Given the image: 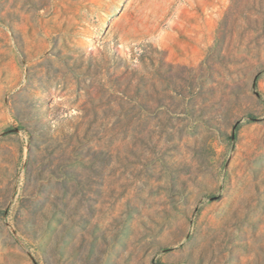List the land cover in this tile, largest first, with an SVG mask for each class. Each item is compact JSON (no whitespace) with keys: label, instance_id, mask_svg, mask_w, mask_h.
I'll use <instances>...</instances> for the list:
<instances>
[{"label":"rangeland","instance_id":"rangeland-1","mask_svg":"<svg viewBox=\"0 0 264 264\" xmlns=\"http://www.w3.org/2000/svg\"><path fill=\"white\" fill-rule=\"evenodd\" d=\"M0 264H264V0H0Z\"/></svg>","mask_w":264,"mask_h":264}]
</instances>
